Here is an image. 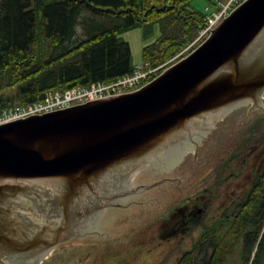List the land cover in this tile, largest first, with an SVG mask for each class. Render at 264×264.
<instances>
[{"label":"water","instance_id":"95a60500","mask_svg":"<svg viewBox=\"0 0 264 264\" xmlns=\"http://www.w3.org/2000/svg\"><path fill=\"white\" fill-rule=\"evenodd\" d=\"M210 35L138 90L0 123V264H40L48 254L41 264H87L139 221L119 216L100 234L79 238L149 187L134 185L146 169L189 185L160 197V209L206 184L213 166L264 118V0H245ZM243 111L253 122L231 144L217 130L204 161L199 147L209 132L226 123L233 131Z\"/></svg>","mask_w":264,"mask_h":264},{"label":"trees","instance_id":"16d2710c","mask_svg":"<svg viewBox=\"0 0 264 264\" xmlns=\"http://www.w3.org/2000/svg\"><path fill=\"white\" fill-rule=\"evenodd\" d=\"M192 2L0 0V112L12 107L18 98L23 103H31L42 100L47 92L58 87L109 82L131 73L134 67L131 45L121 35L128 30L143 28L148 39L157 25L160 34L143 47V60L153 66L168 62L192 43L205 24V13L196 10ZM15 85L17 90L13 94L2 91ZM239 140L247 145L250 138L242 135ZM236 155L233 152L229 160ZM241 156L243 177L259 179L252 197L242 206L250 251L264 228V166L259 171L252 167L250 151ZM229 160L224 161L234 162ZM235 172L233 170L226 178H235ZM231 207L234 210L235 206ZM196 216L186 233L189 236L187 248L174 264H222V254L227 251L220 250L219 219L208 235L203 214ZM180 219L183 221L182 216ZM208 240L212 242L211 251Z\"/></svg>","mask_w":264,"mask_h":264},{"label":"flooded vegetation","instance_id":"af4514ba","mask_svg":"<svg viewBox=\"0 0 264 264\" xmlns=\"http://www.w3.org/2000/svg\"><path fill=\"white\" fill-rule=\"evenodd\" d=\"M237 109L232 110L230 113L234 112ZM253 111L256 112V110ZM237 116L240 118L235 121L236 126L233 131L229 130V123H226L224 128H222L223 125L215 127L214 130L209 132L210 134L208 133L209 135H207V137L202 141V144L199 148L200 150L202 148L203 151L201 152V156L207 157L206 159H204V161L209 162L212 158L208 156L209 146L206 147V143L212 144V142H215V132L217 130H219L220 128L223 129V131L221 132H225L227 134L226 138L231 144L232 139H234L235 135L240 132L243 127H246L254 120L253 115L245 111H243L241 114H238ZM226 117L227 116H224L217 122H220ZM238 126L239 128H237ZM229 136H232V138H230ZM254 141L255 144L250 149V154L252 155L253 159L252 167L255 168L256 171H259L264 166V135L262 136V139H258V137H256V140ZM199 152L200 151L197 152L198 154L196 153L197 156L195 154V158H193V160L195 159V161H198V158L200 157ZM175 169H177L178 172H181L179 171L181 170L180 168H174L169 172H173ZM243 170L244 168L242 170H236L235 178L225 179L223 182L224 185L220 190L219 195L216 197L212 195L208 196L207 198L205 197V201L203 202L202 206L197 205V203L195 202H186L184 206L176 207L173 213H170L167 220L160 224V227H158L157 229V233L159 232L162 238H166V241L177 238L178 235L185 236V234L190 231L189 223L194 221V218L197 217V214H203V219L205 220V223L207 225L208 235L210 234L214 222L219 219L221 247L220 250H230V255L227 252H224V255L222 254L223 263H226L227 259L231 255H233V248H237V250L240 249V262L242 264H264V243L262 245V242L264 241V234L262 235L264 228L262 229L261 235L257 238V241H255L254 243V248L256 249L255 257L249 263H247V253L250 252L247 249L248 246L246 241L248 226L242 216V206L248 201L249 198L252 197L259 179L244 178ZM157 172H159V170H144L139 178H137L134 185H148L149 187L141 189L140 192L129 196L126 199V206H118L105 211L100 217H98L96 220H93L92 223L87 226L86 231L79 238H82L86 235H90V237H92L93 234L94 236L100 234L99 226L101 224L103 226L105 225V222L107 220L114 219L119 216L128 217L129 215H132L134 218H138L139 216L140 219L143 218L144 220L142 222H136V227L134 228L137 229L144 222H146L147 217L153 218L161 212L158 211V208L160 209L162 206L166 205V203H164L162 206L158 204L157 206L159 207H157L155 203L161 201L160 197H162L163 195L165 196V194L169 195V193L174 194V192L178 194L180 191L182 192L186 187L189 186L182 185V179L177 176H173L172 178H167L165 176V178L160 180L155 179V177H151ZM150 205H152V207H149ZM232 205L235 206L234 210H232ZM152 208L155 211L151 213ZM181 216L183 217V221L180 219ZM157 222L159 221H156L155 223ZM147 230H149V228H147ZM154 233L155 232H153V234ZM231 234H234L235 237L232 238ZM77 238L78 237H74L58 244L52 251L56 250L57 248L59 249L63 247L69 241L74 239L76 240ZM161 243L162 241L159 240V244ZM207 243L208 248L211 251V249H213V247H211V240H208ZM49 255L50 254H48V256ZM176 258L178 260V256ZM42 262L43 260L40 262V264Z\"/></svg>","mask_w":264,"mask_h":264},{"label":"rangeland","instance_id":"374dc122","mask_svg":"<svg viewBox=\"0 0 264 264\" xmlns=\"http://www.w3.org/2000/svg\"><path fill=\"white\" fill-rule=\"evenodd\" d=\"M208 2V0H193L192 6L196 10L204 12L205 6L208 4ZM159 34L160 29L157 25L155 26L154 34L148 39L144 36L143 28H135L125 31L121 34L122 37L129 41L131 45L133 64H139L144 61L142 56L143 47L155 41ZM201 43L202 41H199L197 36L191 44H188L172 59L164 63V67L166 65L170 66L171 64L187 56ZM67 89L69 88L58 87L54 91L63 93ZM16 90L17 87L15 85L7 87L2 91L5 94H13L16 92ZM26 104L27 103L21 102L19 98L15 99L11 105L12 107L4 108L0 114L5 110H10L18 105ZM260 115L264 116V112H260ZM252 129L253 131H251L246 136H249L250 138L249 143L247 145H243L242 141H240L216 165H214L208 181L202 188L190 195L183 196L173 204L164 207L165 209L162 208L164 210H158L161 211L159 214L153 218L147 217L146 222H144L137 229L134 228L136 227V222L133 223L127 227L128 229L126 228L123 232L102 244L96 254L87 262V264H174L177 260L176 257L180 256L184 249L187 248L189 236L187 237V234H185V236L178 235L177 238L166 241V238H162L161 234L159 232L157 233L158 227H160L161 223L167 220L170 213H173L176 207H182L186 202L203 203L205 201V197L207 198L210 195L216 197L219 195L220 190L224 185V179H228L226 177L233 170H242L244 168V165L240 163V159L242 158L241 154H246L250 151V149L255 144L254 140H256V137H258V139H262V136L264 135V118L256 120L252 124ZM233 152H235L237 155L235 159L229 160V157ZM225 158H228L229 161L234 162H226L224 161ZM143 220L144 219H141L139 222H142ZM156 221L159 222L155 223ZM147 228H149V230H147ZM153 232L155 233L153 234ZM159 240L162 241L161 244H159ZM226 251L230 255V250L227 249ZM239 252L240 249L237 250V248H233V255L227 259L226 263L222 264H242L240 262ZM255 253L256 249L253 247L250 252L247 253V263H249L255 257Z\"/></svg>","mask_w":264,"mask_h":264},{"label":"built area","instance_id":"2783aa9c","mask_svg":"<svg viewBox=\"0 0 264 264\" xmlns=\"http://www.w3.org/2000/svg\"><path fill=\"white\" fill-rule=\"evenodd\" d=\"M244 0H216L215 3L205 7V25L199 32L198 40L203 41L210 36L219 20L230 13ZM162 66L154 67L149 61L136 64L131 73L120 76L109 82L98 81L85 86H74L60 93L49 91L44 99L18 105L13 109L5 110L0 114V123L30 116L37 113H48L63 109L72 105L91 101L106 95L124 94L143 86L151 77H154Z\"/></svg>","mask_w":264,"mask_h":264}]
</instances>
